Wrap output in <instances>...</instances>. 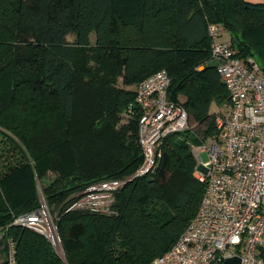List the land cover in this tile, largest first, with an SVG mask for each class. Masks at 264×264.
Instances as JSON below:
<instances>
[{"label":"trees","instance_id":"obj_1","mask_svg":"<svg viewBox=\"0 0 264 264\" xmlns=\"http://www.w3.org/2000/svg\"><path fill=\"white\" fill-rule=\"evenodd\" d=\"M209 24L264 71V2L0 0V264L7 239L16 264H65L45 236L14 223L41 206L39 190L67 264H148L176 242L204 191L191 151L202 140L167 134L154 170L133 176L143 157L139 114L125 109L132 86L164 69L169 97L201 126L195 134H211L229 95ZM103 179L124 180L108 212L71 208Z\"/></svg>","mask_w":264,"mask_h":264},{"label":"built area","instance_id":"obj_2","mask_svg":"<svg viewBox=\"0 0 264 264\" xmlns=\"http://www.w3.org/2000/svg\"><path fill=\"white\" fill-rule=\"evenodd\" d=\"M211 60L228 91L229 100L215 109L212 144L193 145L195 176L204 191L193 218L176 242L148 264H219L233 256L240 264H264V71L252 58L235 55L222 40L220 27L208 25ZM170 76L162 69L135 86L134 101L125 113L138 116L142 162L133 176L154 170L160 144L169 133L190 127L184 106L168 94ZM207 153L203 160L201 153ZM124 180L95 181L78 194L71 208L108 212L115 190ZM15 224L39 232L61 247L57 227L45 202L17 216ZM3 231L0 230V239ZM4 264H16L15 245L5 244Z\"/></svg>","mask_w":264,"mask_h":264},{"label":"rangeland","instance_id":"obj_3","mask_svg":"<svg viewBox=\"0 0 264 264\" xmlns=\"http://www.w3.org/2000/svg\"><path fill=\"white\" fill-rule=\"evenodd\" d=\"M90 38H91V41H94V33H91ZM222 38L227 39V34H226L224 31H223V33H222ZM67 39H68L69 41H72V40H73V36H72V35H68V36H67ZM255 61H256L257 63H258V62L260 63V60H259L258 58H255ZM90 64L93 65V66H95V62H94V61H90ZM133 90H135V87L133 88ZM180 99L182 100L183 98L180 97ZM126 117L128 118L127 115H126ZM200 127H201L200 125H199V126H193V125L190 124V127L187 129L188 132L184 131L183 133L180 134V136H183V134H185V133H190L191 135H196V136H198L201 140H204L205 138H207V139H205V141H206V145H211L212 142H213L211 136L209 137V135H207L206 137H200V136H202L201 133H199L200 136L197 135V134H195L196 129H197V128H200ZM198 131H199V130H198ZM196 132H197V131H196ZM197 133H198V132H197ZM211 133H212V132H211ZM202 142H203V141H200V143L197 144V146L201 145ZM201 156H202L203 160H206V159H207V153H206V152H202V153H201ZM39 195H40V197H41V201L44 202V199H43V196H42V193H41L40 190H39ZM48 210H49V209H48ZM49 213H50V215L53 217V219H55V215H56L55 212H53V213L49 212ZM53 248H54L56 254L61 258V260H62L65 264H67L66 256H65V254H64V251H63L62 245H61V247H53Z\"/></svg>","mask_w":264,"mask_h":264},{"label":"water","instance_id":"obj_4","mask_svg":"<svg viewBox=\"0 0 264 264\" xmlns=\"http://www.w3.org/2000/svg\"><path fill=\"white\" fill-rule=\"evenodd\" d=\"M219 264H240V258L237 256L229 257Z\"/></svg>","mask_w":264,"mask_h":264},{"label":"crops","instance_id":"obj_5","mask_svg":"<svg viewBox=\"0 0 264 264\" xmlns=\"http://www.w3.org/2000/svg\"><path fill=\"white\" fill-rule=\"evenodd\" d=\"M247 1H250V2H264V0H247ZM226 34H227V39H225V38H222V33H223V31L221 32V38H222V40H224V41H226V42H229V40H230V35H229V33H227L226 31H224ZM136 85H133L132 87L134 88Z\"/></svg>","mask_w":264,"mask_h":264}]
</instances>
